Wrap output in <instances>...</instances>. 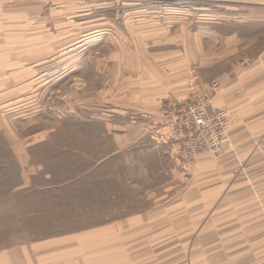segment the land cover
I'll list each match as a JSON object with an SVG mask.
<instances>
[{"label":"rangeland","instance_id":"rangeland-1","mask_svg":"<svg viewBox=\"0 0 264 264\" xmlns=\"http://www.w3.org/2000/svg\"><path fill=\"white\" fill-rule=\"evenodd\" d=\"M262 3L0 0V251L35 264H198L183 235L215 212L196 205L199 159L178 162L164 141L176 105L155 108L153 95L183 80L188 101L261 51Z\"/></svg>","mask_w":264,"mask_h":264},{"label":"crops","instance_id":"crops-1","mask_svg":"<svg viewBox=\"0 0 264 264\" xmlns=\"http://www.w3.org/2000/svg\"><path fill=\"white\" fill-rule=\"evenodd\" d=\"M262 4L264 8V0ZM261 17L259 14L256 18ZM256 22L264 27V17ZM230 37L225 39L231 41ZM256 48L261 51L247 54L244 64L226 65L213 77L220 85L214 103L231 115V121L225 154L217 159L200 157L194 166L193 178L199 188L196 205L215 212L197 235H183V241L197 242L198 264H264V181H259L264 178V168L260 169V163L264 165V42ZM210 80L201 82V86H207ZM169 83L166 90L155 91L153 107L157 108V99L165 98L168 106L163 110L174 108L187 96L186 82ZM230 194L237 205L232 204ZM258 194L261 201H255ZM223 196L227 198L224 203ZM186 219L183 224L189 223ZM137 236L129 235V241H136ZM30 257L28 251L9 248L0 251V264H35Z\"/></svg>","mask_w":264,"mask_h":264},{"label":"built area","instance_id":"built-area-1","mask_svg":"<svg viewBox=\"0 0 264 264\" xmlns=\"http://www.w3.org/2000/svg\"><path fill=\"white\" fill-rule=\"evenodd\" d=\"M219 82L211 83L192 99L176 105L169 124L166 142L172 145V155L178 162L191 165L203 156L225 153L230 115L218 108L214 98Z\"/></svg>","mask_w":264,"mask_h":264}]
</instances>
